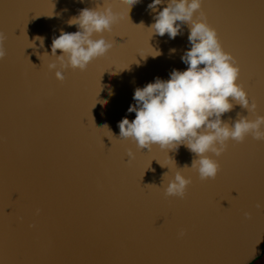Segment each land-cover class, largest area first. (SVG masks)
Masks as SVG:
<instances>
[{"label":"water","instance_id":"1","mask_svg":"<svg viewBox=\"0 0 264 264\" xmlns=\"http://www.w3.org/2000/svg\"><path fill=\"white\" fill-rule=\"evenodd\" d=\"M150 3L0 0V264H252L264 255V140L249 133L220 156L206 153L220 171L202 180L186 145L140 149L118 127L135 119L136 88L186 70L201 13L257 105L229 97L222 121L264 116V0H202L174 39L149 30ZM108 4L122 17L93 38L115 46L84 71L63 67L52 40L79 30L68 22L81 9ZM177 172L191 183L183 197L167 196Z\"/></svg>","mask_w":264,"mask_h":264},{"label":"clouds","instance_id":"2","mask_svg":"<svg viewBox=\"0 0 264 264\" xmlns=\"http://www.w3.org/2000/svg\"><path fill=\"white\" fill-rule=\"evenodd\" d=\"M127 2L130 11L141 0ZM162 3L163 0H152L148 5L156 12L155 22L149 30L160 37L167 33L169 38L174 39L180 32L177 22L192 21L193 14L201 8L202 0H170L162 11L157 12V6ZM121 17L122 13L110 4L99 10L81 9L68 22L79 30L72 33L61 31L52 40L51 53L56 55L59 50L61 55L58 59L63 67L84 71L95 58L107 54L115 43L104 36L94 39L93 35L112 29ZM4 38V34L0 33V59L5 55L2 47ZM37 39L43 42L42 37ZM189 40L192 47L182 57L186 70H174L167 80L157 77L154 82L136 88L133 96L135 104L128 108L129 113H135V119L130 121L125 117L118 127L120 137L131 138L140 149L150 150L154 145L162 150L177 149L182 144L186 145L199 157L194 161L193 168L197 169L200 178L215 179L220 164L206 153L220 156L226 150V141L243 142L249 133L256 140H264V131L261 130L264 116L255 120L240 119L232 127L222 121V115L233 107L229 97L250 110H255L257 105L255 102L249 105L247 92L237 83L239 67L233 56L223 50L216 30L207 23L203 13L198 22H192ZM49 67L54 69L56 65ZM55 75L58 80L64 79L61 71ZM128 154L133 156L131 152ZM190 183L177 172L165 194L183 197ZM257 207H264V203H258ZM245 215L251 218L250 213Z\"/></svg>","mask_w":264,"mask_h":264},{"label":"trees","instance_id":"3","mask_svg":"<svg viewBox=\"0 0 264 264\" xmlns=\"http://www.w3.org/2000/svg\"><path fill=\"white\" fill-rule=\"evenodd\" d=\"M252 264H264V255L260 258H258L255 262Z\"/></svg>","mask_w":264,"mask_h":264},{"label":"snow or ice","instance_id":"4","mask_svg":"<svg viewBox=\"0 0 264 264\" xmlns=\"http://www.w3.org/2000/svg\"><path fill=\"white\" fill-rule=\"evenodd\" d=\"M115 46V45H114ZM133 62H135V61H133ZM132 62V63H133ZM124 65H127V64H124ZM106 136L110 139V137H111V135H109L108 133L106 134Z\"/></svg>","mask_w":264,"mask_h":264}]
</instances>
